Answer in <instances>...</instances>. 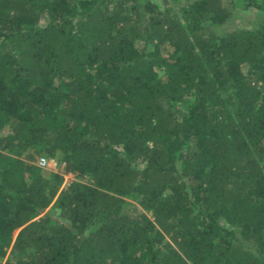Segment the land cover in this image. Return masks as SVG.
I'll list each match as a JSON object with an SVG mask.
<instances>
[{"label": "trees", "instance_id": "trees-1", "mask_svg": "<svg viewBox=\"0 0 264 264\" xmlns=\"http://www.w3.org/2000/svg\"><path fill=\"white\" fill-rule=\"evenodd\" d=\"M246 2L254 26L228 28L223 0H0L3 264H264V4Z\"/></svg>", "mask_w": 264, "mask_h": 264}, {"label": "rangeland", "instance_id": "rangeland-1", "mask_svg": "<svg viewBox=\"0 0 264 264\" xmlns=\"http://www.w3.org/2000/svg\"><path fill=\"white\" fill-rule=\"evenodd\" d=\"M152 1L157 3L161 9L169 8V10L172 13H175L182 0H152ZM254 1L258 4L259 3L264 4V0H254ZM223 2L225 5H229L233 8L235 7L234 9L236 10V12L238 14V16L235 18L233 24L232 23L229 25L227 24L228 28H232L233 25L240 26V27H247V28L254 26L258 12L260 10L257 9L256 6L252 5V2H246L244 4H239V0H223ZM254 19H255V21H254ZM40 156H44V154L37 155L36 156V162ZM45 168H48V169H51L54 171H60L61 173H63L64 178H65L64 180L66 181V183H68L72 180H77L81 183H87L89 181V177H87V176L79 177L76 173H71V172L65 173L64 172V163L59 164V163H57V161L55 159H52V158H50L48 166H45ZM54 201L55 200L52 201V203L48 206V208L45 210V212L48 210L49 211L53 210ZM10 257H11V249L8 248L5 257L0 261V264H3L5 262V260L9 259Z\"/></svg>", "mask_w": 264, "mask_h": 264}, {"label": "built area", "instance_id": "built-area-1", "mask_svg": "<svg viewBox=\"0 0 264 264\" xmlns=\"http://www.w3.org/2000/svg\"><path fill=\"white\" fill-rule=\"evenodd\" d=\"M50 161V158L49 157H46V156H40L37 160V164L41 167H45V166H48V163ZM65 179V178H64ZM64 184H67L66 181L64 180L63 182V185Z\"/></svg>", "mask_w": 264, "mask_h": 264}]
</instances>
